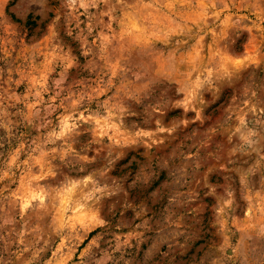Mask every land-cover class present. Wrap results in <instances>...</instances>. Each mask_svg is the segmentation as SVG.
Wrapping results in <instances>:
<instances>
[{
    "label": "rangeland",
    "instance_id": "obj_1",
    "mask_svg": "<svg viewBox=\"0 0 264 264\" xmlns=\"http://www.w3.org/2000/svg\"><path fill=\"white\" fill-rule=\"evenodd\" d=\"M0 264H264V0H0Z\"/></svg>",
    "mask_w": 264,
    "mask_h": 264
}]
</instances>
